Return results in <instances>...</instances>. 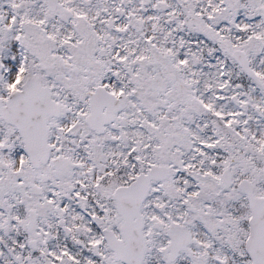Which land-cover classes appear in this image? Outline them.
Returning <instances> with one entry per match:
<instances>
[{"label":"snow or ice","instance_id":"1","mask_svg":"<svg viewBox=\"0 0 264 264\" xmlns=\"http://www.w3.org/2000/svg\"><path fill=\"white\" fill-rule=\"evenodd\" d=\"M0 264H264V0H0Z\"/></svg>","mask_w":264,"mask_h":264}]
</instances>
